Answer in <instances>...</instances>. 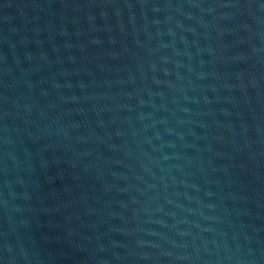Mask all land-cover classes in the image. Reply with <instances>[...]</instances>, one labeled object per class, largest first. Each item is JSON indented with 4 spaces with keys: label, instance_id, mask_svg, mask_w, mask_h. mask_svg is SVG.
<instances>
[{
    "label": "water",
    "instance_id": "obj_1",
    "mask_svg": "<svg viewBox=\"0 0 264 264\" xmlns=\"http://www.w3.org/2000/svg\"><path fill=\"white\" fill-rule=\"evenodd\" d=\"M0 264H264V0H0Z\"/></svg>",
    "mask_w": 264,
    "mask_h": 264
}]
</instances>
